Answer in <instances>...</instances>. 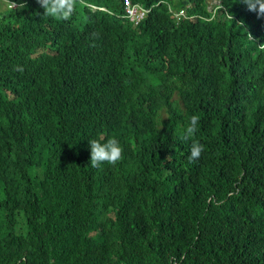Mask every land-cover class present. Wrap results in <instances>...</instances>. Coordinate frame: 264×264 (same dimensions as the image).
<instances>
[{"label": "trees", "instance_id": "16d2710c", "mask_svg": "<svg viewBox=\"0 0 264 264\" xmlns=\"http://www.w3.org/2000/svg\"><path fill=\"white\" fill-rule=\"evenodd\" d=\"M130 1L150 8L138 23L124 0H83L68 21L1 0L0 264H264L257 15L240 0L223 3L245 25L211 19L209 0ZM205 86L217 106L210 128L193 109L204 151L190 161L181 103L151 99ZM108 138L123 158L92 167L88 141Z\"/></svg>", "mask_w": 264, "mask_h": 264}, {"label": "clouds", "instance_id": "9594fccd", "mask_svg": "<svg viewBox=\"0 0 264 264\" xmlns=\"http://www.w3.org/2000/svg\"><path fill=\"white\" fill-rule=\"evenodd\" d=\"M6 1V0H4ZM210 5L208 7V10L212 13L211 19H216L220 13H222V10H225V15L228 18H235L236 22L241 25H245V22L242 18H239L236 14H230L226 6L223 3V0H209ZM36 2L40 5L41 8H43V14L42 17L45 18H52L57 21H68L71 19L77 3H83V0H36ZM241 3L247 6V10L250 12H254L257 16L255 19L259 20L264 31V23L262 22V18H264V0H240ZM124 9L128 15V17L134 21L135 23H138L142 18H144L147 11L150 10V8L142 7L139 3L133 4L130 0H124ZM127 3L130 4L131 7H135L137 13L142 15L139 19L131 18L128 11L126 10ZM5 3H2L0 0V8H2ZM15 5V3H14ZM21 7H26V4L24 2H21ZM95 8L97 6L93 5ZM104 9V8H101ZM179 14L184 15L185 12L188 14L185 8H180ZM245 14V10L241 9ZM191 16H189L190 18ZM259 47L261 49H264V44H260ZM23 71L22 67L17 66L16 69ZM140 71H145L141 68H139ZM143 79L146 80L147 83L150 82L149 74L147 73H141L138 77L139 84H143ZM208 89V87H204L201 94L194 98L192 95H187L180 97L178 92L173 91H164V90H157L154 95L152 96L151 102L152 104L159 103L160 107L164 104H167L171 100H177V102L181 103V109L184 113V116L187 119V126L184 131V139L191 141L190 146V155L189 160L194 161L196 159H199L201 156V153L204 151V145L199 143L198 140L194 139L195 133L197 132V125L199 124V117L194 114V107H196L203 116V123L206 127H209V124L211 121H213L212 114L215 112L217 104L214 102L207 101L204 96L203 92ZM197 102H200V105H197ZM132 111V106L128 109L122 110L119 112V114L128 115ZM154 113V110H153ZM157 119H159L157 117ZM210 128V127H209ZM89 149H90V163L91 166L94 168H98L103 163H108L115 165L119 160L123 158V148L120 145V142L116 138H108L107 140L102 139H91L88 141Z\"/></svg>", "mask_w": 264, "mask_h": 264}, {"label": "built area", "instance_id": "2783aa9c", "mask_svg": "<svg viewBox=\"0 0 264 264\" xmlns=\"http://www.w3.org/2000/svg\"><path fill=\"white\" fill-rule=\"evenodd\" d=\"M126 10L128 11L131 18L139 19L142 16L139 13H137L136 8L131 7L129 3H127L126 5Z\"/></svg>", "mask_w": 264, "mask_h": 264}]
</instances>
